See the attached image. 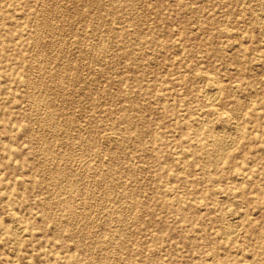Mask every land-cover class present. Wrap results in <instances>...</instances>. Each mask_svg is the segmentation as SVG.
I'll use <instances>...</instances> for the list:
<instances>
[{"label": "rangeland", "instance_id": "374dc122", "mask_svg": "<svg viewBox=\"0 0 264 264\" xmlns=\"http://www.w3.org/2000/svg\"><path fill=\"white\" fill-rule=\"evenodd\" d=\"M0 264H264V0H0Z\"/></svg>", "mask_w": 264, "mask_h": 264}, {"label": "bare ground", "instance_id": "6f19581e", "mask_svg": "<svg viewBox=\"0 0 264 264\" xmlns=\"http://www.w3.org/2000/svg\"><path fill=\"white\" fill-rule=\"evenodd\" d=\"M55 10H56V9H55ZM55 15H56V14H55ZM41 26H42V25H41ZM58 29H59V28H58ZM46 37H47V36H46ZM37 44H38V43H37ZM41 57H42V56H41ZM83 80H84V79H83ZM215 87H216V86H215ZM217 88H218V87H217ZM217 88H216V89H217ZM212 89H213V93H214V95L216 94V96H217V94H219L218 91H216L214 88H212ZM210 92H211V91H210ZM207 95H208V94H207ZM211 95H212V94H211ZM205 96H206V95H205ZM208 96H209V95H208ZM218 96H219V95H218ZM210 97H211V96H210ZM212 97H213V96H212ZM212 97H211V99H214V98H212ZM216 98H217V97H215V99H216ZM205 99H206V98H205ZM207 99H209V98H207ZM211 99H210V101H211ZM217 100H218V98H217ZM217 100H216V101H217ZM208 101H209V100H208ZM210 101H209V102H210ZM213 104H214V103H213ZM213 104H212V105H213Z\"/></svg>", "mask_w": 264, "mask_h": 264}]
</instances>
